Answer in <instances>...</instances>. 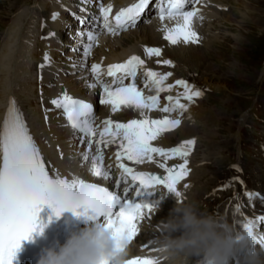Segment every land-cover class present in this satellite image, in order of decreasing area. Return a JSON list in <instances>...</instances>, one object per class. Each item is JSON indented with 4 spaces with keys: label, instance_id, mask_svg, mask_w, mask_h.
Returning <instances> with one entry per match:
<instances>
[{
    "label": "snow or ice",
    "instance_id": "1",
    "mask_svg": "<svg viewBox=\"0 0 264 264\" xmlns=\"http://www.w3.org/2000/svg\"><path fill=\"white\" fill-rule=\"evenodd\" d=\"M153 0H135L127 7L120 8L113 17V4L101 3L96 21H101V32L112 35L136 27L145 10ZM200 0H156L155 8L160 19L164 38L172 45L178 43H199L200 37L195 30V22L203 20L201 9L196 7ZM75 15V13H73ZM60 16L53 12L51 19L55 21ZM173 21L171 25L165 21ZM81 23L84 20L81 18ZM101 32L88 31L87 43H84V59L91 54L93 47L99 43ZM56 34L49 32L48 36ZM84 36L85 33H79ZM146 56L159 57V47H145ZM43 69L51 63L47 52L43 56ZM157 64L172 65L170 59H157ZM93 82L91 87L99 85L100 104L110 105L112 112H117L122 106L138 110L141 119H130L126 123L107 119L103 128L94 125L95 114L93 105L84 99H77L67 91L52 99L51 103L63 110L72 129L84 133L89 149L95 144L92 154L82 153L85 161L90 160L89 173L107 181L109 178V164L104 166L102 145L118 143L115 153L116 162L120 171V179L115 181L117 189L121 188V180L125 181L122 192L110 190L101 183L89 182L79 175L71 177L61 174L59 170L50 173L46 166L41 149L30 132L23 110L15 96L9 101L5 117L0 122V264H12L17 251L24 239H31V234L37 228V213L40 206L48 203L54 206L59 216L65 209H71L77 215H88L92 211L91 219L102 217L106 226L114 229L117 235L126 238L129 245L134 237L140 233V223L149 219L156 205L152 200L143 199V194L152 186H166L169 192L174 193L177 202H182L183 193L179 189L180 183L190 173L187 167L188 156L192 151L195 139L183 141L177 147L164 148L156 146L153 141L160 133L173 129L181 123L182 115L188 111L195 98L202 97V89L190 84L184 79H177L174 83H166L172 76L171 72H159L145 66V60L139 55H132L121 63L109 64L106 68L101 63H92L90 68ZM138 73L143 77L144 86H153L155 95H145L144 90L137 86ZM112 78L110 81L105 79ZM130 78V82L128 81ZM175 86H182L183 91L177 95H168L167 103L161 106V92L171 91ZM184 98L186 102H182ZM159 109L163 113H175L174 117L164 115L162 119H153L148 113ZM190 118V117H189ZM99 136L98 139L95 137ZM154 154L159 155V167L164 174H154L149 171H138L124 162L134 161L143 164L145 160L152 161ZM171 157H180L183 163L169 166L166 161ZM234 179H238L235 177ZM243 183V181H241ZM135 185V187H133ZM184 187H188L187 184ZM134 193V196H132ZM249 200L254 196L261 197V193L247 191ZM83 207V213L77 209ZM240 204L236 205L239 212ZM264 215L245 217L239 229L254 235L256 247H264ZM161 229V225H158ZM42 230V228H41ZM156 243V241H155ZM148 248L147 243L142 245ZM151 251L158 252V247ZM126 264H163V258L158 256L135 255L128 258ZM234 264H239L238 258Z\"/></svg>",
    "mask_w": 264,
    "mask_h": 264
},
{
    "label": "bare ground",
    "instance_id": "2",
    "mask_svg": "<svg viewBox=\"0 0 264 264\" xmlns=\"http://www.w3.org/2000/svg\"><path fill=\"white\" fill-rule=\"evenodd\" d=\"M34 1L35 3L33 5L26 4L22 7L21 2L17 4L15 3L14 6L12 5L13 7L11 6L12 11H15V9L19 10L17 14L13 16L12 23L7 26L6 34H3L0 37V122H2L3 114L6 113L9 100L12 96H16L15 98L17 101H19V106L22 110L25 111V114L26 116H28L30 123H33V138L36 140L37 145L41 149V154L45 158V163L49 168L50 173H54L55 170H59L60 172H69L70 174L79 175L82 179H87L89 182L103 184V181L105 180L99 177H93L89 173L88 168L90 167V160L85 161L82 156V153L84 152H89L90 154H92L95 149V144H93V147L89 149L85 134L79 132V130L72 129L71 125L67 121V117L63 115V110L56 108V106L51 103L52 99L60 96L65 91H67V93L74 98H96L95 95H93V93L96 92H98L100 96V92L102 91V89H100L99 85H97L96 88L91 87L94 79L90 73L91 64L101 63L106 68L108 63L112 64L111 61L116 59V56L127 57L128 55L136 53V55H140L142 59L145 60L146 67H151L155 70L159 69L160 72H169L168 68L165 67V64L156 63L157 59H165L164 57H162L163 55H165L167 59H170L174 62L176 61L174 59L175 57H180L181 54L185 53L186 49H190V51L187 53V56L189 57V61L192 64L200 63L206 58L203 54H201L202 49H200L198 43L186 44L181 42L176 45H172L170 42H168L164 38L163 31L161 30L162 22L160 21L158 16H155L145 18V20H141L139 25H137L136 27H132L123 34L117 33L116 35L110 36L104 34L105 37L99 35V43L93 47V49L91 50V54L86 58V60L84 59V43L88 42L87 35L80 36L79 34H73L67 41V46H71L70 50L67 52V58L70 63L73 64V67L66 68L65 72H63V65V67L59 68L55 63L52 62L50 63L52 65L47 66L46 64L45 67L41 69L39 65L41 63H44L43 53L46 51L49 52L58 44L56 43V38L59 28L65 26L69 22L74 21L75 19H77L76 23H78V17H82L86 12V7H88L87 2L89 0ZM109 1L111 3L114 2L115 4H117V2H120V4L124 3L123 0ZM260 1L262 0H256L257 3ZM239 4L241 6L238 14L244 19L241 22L244 23V21L248 19L253 22V17L256 13L254 11L255 7L253 8L252 6H250L245 0ZM196 7L201 9L200 14L203 16V20H197L195 22V30L199 35L202 33V36L199 40L200 42L201 39H204L206 37L204 34L206 33L207 29H211L209 30L211 33L215 32L217 29H220L221 32L226 31V33H229L230 37L233 36L232 39H234V42H236L239 46H242L244 44L242 37L239 36L236 31H230L222 25L223 23H228L227 25L232 26L234 24H230L231 20L228 19L227 16L223 17L219 13L222 12L223 7H225L223 0H200V3L197 4ZM53 12L60 13V16L55 21L51 19V14ZM73 13H75V15H73ZM87 13H89V11ZM165 22L170 25L174 23L173 21L167 20ZM80 23L74 25L75 29H80ZM213 23L217 24V26L211 25ZM253 23L260 28H264V19L261 18V16L258 21H255ZM238 24L241 25L240 22H238ZM1 26L0 30H3L5 28V25L1 24ZM89 30L91 31L93 29L89 28ZM49 32H54L56 35L53 37H49ZM232 32H234L233 35H231ZM74 36L77 37V41L75 43ZM18 39H21V43L16 42ZM206 40L208 41L207 43L209 45L205 42L204 43L207 44L206 47H208L210 46L211 41H209L208 39ZM24 43L28 46V48ZM146 46L159 47L161 49V55L159 57H156L155 55L151 57L146 56L144 52ZM17 47L19 51L16 55ZM43 48V53H41ZM78 48H81V50L83 49V53L80 52V49ZM96 52H98L99 54H96ZM62 55L63 54H61L60 57H62ZM16 56L18 61L12 59V57H15L16 59ZM76 65L78 66V68H76ZM167 66L169 67V65ZM234 70L240 71V67L236 66ZM14 71L19 76H15V74L12 73ZM169 78L166 83H171L172 79L169 80ZM143 90L145 95L156 94V90H154V87L151 85L150 87L148 86ZM86 92H89L91 94L89 95ZM162 94L173 96L174 94L177 95L174 88L170 92L165 91L162 92ZM164 98L165 96H163V98L161 97V100ZM181 100L182 102H186L184 98H181ZM164 103H167V99L162 101L161 106ZM196 103L197 101L191 103L189 110L183 113L181 123L179 125H177L173 129H167L164 132L160 133V135L155 141H153V143L158 147H177L181 144V142L177 144V146H172L171 144V142L174 141L173 138H176L177 134H181L183 137L192 136L191 134L196 128L194 126L186 127V125L189 124L187 115L190 114L191 109H197L195 106ZM98 105L96 117L93 121V124L98 125L100 128H103V122L109 118L112 120L120 121L122 123H126L130 119L142 118L139 115L138 110L134 108L122 106L117 112H112L110 105H103L100 104V102L98 103ZM197 113L199 112L197 111ZM148 115L153 119H162L164 115L174 117L176 114L163 113L160 112L159 109H153L148 113ZM209 116H207V118L211 120L212 125L208 128V130H206L207 138H205V140L209 139L208 147L214 148L215 145L212 146V144L215 141V133L225 131V127H223V124L227 121V118L220 116L217 118L216 114L212 113H210ZM178 130L180 131L179 133L177 132ZM37 137H39L40 141ZM98 138L99 136L97 135L95 139ZM101 147L104 153V166L107 167L109 164L112 165V167L109 169V178L105 182H109L112 178V183L115 184V181L117 179H120L121 171L118 168L115 157V153L118 149V143H114L111 145L105 144ZM191 155L192 154L189 153V163L187 165L190 170L193 166L191 163V161H193L191 160ZM160 160L161 158L157 154H154V159L152 161L145 160L143 164H137L134 161H128L126 158H124L125 163L129 164L130 167H134L138 171H158L164 174L165 170L160 168L159 164L157 163V161ZM58 162L62 163L61 167L63 169H61ZM166 163L171 166L172 164L183 163V159L180 157H171L168 161H166ZM194 170L192 169L189 175L185 177V179L180 183L179 189L182 192L186 191V195H183L187 196L188 202L196 204L197 201L195 202V199H201L203 197V193L206 191L203 192V186H198L197 188H195V190H193L194 193L191 191V189H188L191 186V184L188 185V182L191 183L194 174H196V172L193 173ZM205 174L207 173L205 172L198 174V176H196V179H205ZM122 181L123 180H121V182ZM185 184H187L188 187H184ZM164 193H167V196L164 200L161 201L159 208L153 210L150 220L145 219L140 223L139 227L141 231L137 234V237H134L133 241L130 242L128 258H132L135 255L158 256V252L150 250L152 247H157L155 241L161 237L160 234L162 233V231L157 226L167 222V219L172 214V210L177 202V199L175 202H173V197H175L174 193L170 195L168 189L166 192H163L161 194ZM242 198L243 197H241V199ZM154 199H157V195L154 196ZM241 199L237 204L246 207L245 210L248 212V217H254L255 215L259 216L264 214V202L258 200V202H255L258 206H254L253 203L249 204V206L247 207L248 202H246L245 198L244 202H241ZM232 204L227 205V210L223 209L218 216L219 218L228 221L237 229H239L245 219V217L242 216L244 210L237 212V204ZM42 206L43 209L47 212L55 211L54 206L51 204L44 203ZM259 230L264 231V225H262ZM179 234V232L173 233L174 236ZM145 243L149 245L148 248L142 246ZM204 260L205 259L203 254H193L189 257L188 264H205Z\"/></svg>",
    "mask_w": 264,
    "mask_h": 264
},
{
    "label": "rangeland",
    "instance_id": "3",
    "mask_svg": "<svg viewBox=\"0 0 264 264\" xmlns=\"http://www.w3.org/2000/svg\"><path fill=\"white\" fill-rule=\"evenodd\" d=\"M242 1L244 0H223L225 7L219 12L231 20L230 24H236L222 25L230 31H236L242 37L244 41L242 46L234 42L233 36L230 37L226 31L222 33L217 29L211 33L209 31L211 29H207L204 34L206 37L198 43L205 60L192 64L187 56L190 49H186L185 53L180 55L181 58H174L176 64L173 62L168 67V71L173 74L169 78L172 79L171 83L177 79H184L204 92L202 97L195 98L196 110L199 113L191 109L187 115L189 124L186 127L196 128L192 136L183 137L177 134L171 144L177 146L184 139H195L196 143L190 154L193 160L192 169L196 168L193 173L196 174L191 183L187 181L188 185L191 184L188 189L194 193L195 188L203 186V192L207 193L204 192L201 199H195L196 205L201 212L216 217H219L220 210H227V205L238 203L241 197L244 199L247 191L259 192V189L261 191L264 189V28L253 23L258 21L260 16L264 19V0L258 3L256 0H245L250 6L255 7L254 11L259 14H254L253 22L248 19L244 23L241 22L244 20L243 17L238 14L241 6L239 3ZM21 2L22 7L35 3L34 0H0V22L5 25V28L0 30V37L6 34L7 26L12 23L13 16L19 10L12 11L11 6ZM211 25L217 26L214 23ZM201 36L202 33L199 37ZM206 39L211 41L208 47ZM236 66L240 67V71L234 70ZM174 90L178 93L182 92L183 88L175 86ZM210 113L216 114L217 118L219 116L227 118L223 124L225 131L215 133L216 142L212 144L215 145L214 148L208 147L209 139L205 140L206 130L212 125L211 120L207 118ZM205 172L207 174L204 181L196 179L198 174ZM235 177L238 179H234ZM182 193L186 195V191ZM185 195L182 203L188 202ZM173 199L175 202L176 198ZM252 199L256 200V197ZM254 206L258 205L254 202ZM245 216L247 217L246 213Z\"/></svg>",
    "mask_w": 264,
    "mask_h": 264
},
{
    "label": "clouds",
    "instance_id": "4",
    "mask_svg": "<svg viewBox=\"0 0 264 264\" xmlns=\"http://www.w3.org/2000/svg\"><path fill=\"white\" fill-rule=\"evenodd\" d=\"M166 196L164 193L153 202L156 209ZM92 220L70 231L63 243L57 241L44 248L37 264H126L129 256L126 238L117 235L102 220ZM161 231L156 245L163 264H188L193 254H203L206 264H234L236 258L239 264H264V247H256L254 235L201 212L191 202H176L167 222L161 224ZM176 232L180 234L174 236Z\"/></svg>",
    "mask_w": 264,
    "mask_h": 264
}]
</instances>
